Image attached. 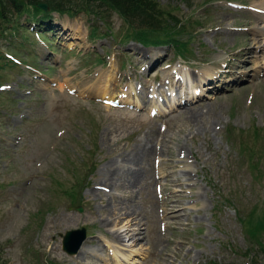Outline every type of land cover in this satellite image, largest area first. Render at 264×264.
Listing matches in <instances>:
<instances>
[{"label":"rangeland","instance_id":"374dc122","mask_svg":"<svg viewBox=\"0 0 264 264\" xmlns=\"http://www.w3.org/2000/svg\"><path fill=\"white\" fill-rule=\"evenodd\" d=\"M155 1L178 44L124 39L106 6L0 31V264H264L258 0Z\"/></svg>","mask_w":264,"mask_h":264},{"label":"trees","instance_id":"16d2710c","mask_svg":"<svg viewBox=\"0 0 264 264\" xmlns=\"http://www.w3.org/2000/svg\"><path fill=\"white\" fill-rule=\"evenodd\" d=\"M40 2L47 3L49 9L45 10L44 8H41L39 6ZM81 2H85L86 5H80ZM104 6L113 8L127 21L128 26L127 30H125L127 33L125 32L124 39L134 37L140 40L142 39L143 42L147 44L150 42H153L151 44L159 42H175L178 44V39L175 36L168 39L169 34L174 35L173 30H171L172 27L169 28L170 18L166 16L164 8L155 0H101L100 3H94L93 0H0V23L2 21L4 22L3 27L0 26V31H3L5 24L9 25L10 23H14L12 22L15 18H13L14 14H21L24 12L40 19L42 17L50 16L52 12L74 14L81 10H90L92 13H99L103 10L94 9H104ZM26 7L27 9L25 10ZM9 14L12 15V17H10ZM182 17L183 16L180 17L174 13L172 14V18H174L177 23L179 21L181 26L183 25L182 23L187 25V18L182 21ZM92 29L91 37L96 39L98 28L92 27ZM178 34L179 33L176 35ZM254 129L258 130V128L255 127ZM262 176L264 178V173H262ZM236 211L238 213L240 212L238 208H236ZM239 218L241 220V216H239ZM242 221L245 230L246 227L248 228L245 223V217L242 218ZM253 226L255 228V235L260 236L261 233L264 232V218H260V220L256 224H253ZM211 264L223 263L215 261Z\"/></svg>","mask_w":264,"mask_h":264},{"label":"bare ground","instance_id":"6f19581e","mask_svg":"<svg viewBox=\"0 0 264 264\" xmlns=\"http://www.w3.org/2000/svg\"><path fill=\"white\" fill-rule=\"evenodd\" d=\"M257 3H259V4H256V3H254L253 5H251V9H253L255 12H257V18L258 19H263V21H264V0H258L257 1ZM248 17H251L250 15L248 16ZM256 18V19H257ZM251 20V19H250ZM253 21V20H252ZM254 35L252 36V39H253V41L255 42V43H259L260 42V40H259V35H260V33H264V30H260L259 29V26L257 25L255 28H254ZM250 35H248V36H246V39L247 40H250ZM253 44V43H252ZM244 53V52H243ZM247 53V52H246ZM227 64V63H226ZM213 73V72H212ZM198 75V74H197ZM217 75V74H216ZM208 79V78H207ZM209 79H212V78H209ZM218 79V78H217ZM199 80V79H198ZM221 80V79H220ZM205 81V80H204ZM207 83V82H206ZM223 83V82H222ZM210 85V84H209ZM214 86H216V85H214ZM223 86V85H222ZM217 87V86H216ZM211 91V90H210ZM197 94H199L200 92H199V90H197V92H196ZM182 98V97H181ZM182 102V101H181ZM189 102V101H188ZM182 104V103H181ZM137 155V154H136ZM136 155H135V153H131V154H127V155H125V156H122V160L123 161H128V162H130L131 164H133L134 162L135 163H137V159H135L136 158ZM115 163H116V161H115ZM134 165V164H133ZM111 168V167H110ZM123 168V166L122 167H120L119 168V171L121 170ZM128 171V169H124V170H122V175H124L125 173H128L127 172ZM131 171V170H130ZM129 171V172H130ZM118 174V173H117ZM116 175V174H115ZM107 176H109V175H107ZM126 178V177H125ZM109 179V178H108ZM126 180V179H125ZM100 183H107V182H105L106 181V179L105 178H101L100 180ZM121 181H123V180H121ZM109 182V181H108ZM114 183V182H113ZM113 183H112V185H113ZM122 183V182H121ZM99 184V183H98ZM119 185V184H118ZM98 186V185H97ZM96 186V187H97ZM115 187V186H114ZM101 189V188H100ZM110 190V189H109ZM114 191V190H113ZM102 192V191H101ZM94 194V193H93ZM96 194V193H95ZM118 194V193H117ZM105 195V194H104ZM115 196V195H114ZM112 197V196H111ZM110 203V202H109ZM123 203H125L126 205H128V206H130L127 202H125V201H123ZM115 204V203H114ZM124 208V207H123ZM122 208V209H123ZM117 209H119L120 211H118L116 214L118 215V216H122V215H130V214H132V211H130V207H128V208H125V210L123 211H121V208H117ZM133 219H136V218H133ZM105 222L106 223H111L112 224V222H113V219H111V218H107L106 220H105ZM118 232H120L119 230H115L114 232H112L111 234H112V236H115V237H117L118 238V236H120V234L118 233ZM116 238V239H117ZM124 237H122V239H123ZM84 246V245H83ZM82 246V247H83ZM81 247V249H83Z\"/></svg>","mask_w":264,"mask_h":264},{"label":"water","instance_id":"95a60500","mask_svg":"<svg viewBox=\"0 0 264 264\" xmlns=\"http://www.w3.org/2000/svg\"><path fill=\"white\" fill-rule=\"evenodd\" d=\"M39 6L48 9V4L40 2ZM83 210V207H79ZM87 236V229L85 226L77 227L74 229H68L63 236V246L69 253L77 252Z\"/></svg>","mask_w":264,"mask_h":264}]
</instances>
